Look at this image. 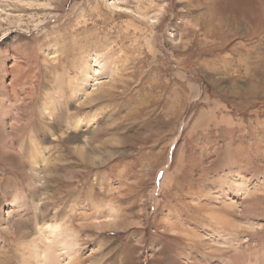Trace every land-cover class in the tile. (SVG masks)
<instances>
[{
  "label": "rangeland",
  "instance_id": "1",
  "mask_svg": "<svg viewBox=\"0 0 264 264\" xmlns=\"http://www.w3.org/2000/svg\"><path fill=\"white\" fill-rule=\"evenodd\" d=\"M0 264H264V0H0Z\"/></svg>",
  "mask_w": 264,
  "mask_h": 264
},
{
  "label": "bare ground",
  "instance_id": "2",
  "mask_svg": "<svg viewBox=\"0 0 264 264\" xmlns=\"http://www.w3.org/2000/svg\"><path fill=\"white\" fill-rule=\"evenodd\" d=\"M82 133V132H81ZM189 255V254H188Z\"/></svg>",
  "mask_w": 264,
  "mask_h": 264
}]
</instances>
